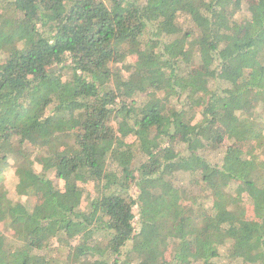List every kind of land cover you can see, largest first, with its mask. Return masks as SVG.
<instances>
[{"label":"trees","instance_id":"16d2710c","mask_svg":"<svg viewBox=\"0 0 264 264\" xmlns=\"http://www.w3.org/2000/svg\"><path fill=\"white\" fill-rule=\"evenodd\" d=\"M252 1L0 0V264H264Z\"/></svg>","mask_w":264,"mask_h":264},{"label":"rangeland","instance_id":"374dc122","mask_svg":"<svg viewBox=\"0 0 264 264\" xmlns=\"http://www.w3.org/2000/svg\"><path fill=\"white\" fill-rule=\"evenodd\" d=\"M243 1H244V5L253 2L252 0H243ZM185 19L186 18H184V16H181L179 19V23L183 25V23H185ZM263 134H264V130H263ZM226 146H227V143H224L219 149H217L212 154L208 155L207 159L211 163L219 164L223 155L226 153ZM263 148H264V145H263ZM231 151L237 154L251 153L253 151V145L252 143L251 144H246V143L233 144ZM177 176H178V181L182 184L188 183V181L191 179V177L187 173H184V172H179ZM0 186L6 190L7 196L13 201L25 202L28 205H32L35 202V198H34L35 196L23 195V194L18 193L17 176L15 174L14 166L10 165L9 167H7L6 169L2 171V174L0 176ZM1 232L2 231L0 228V233ZM2 234H4V232H2ZM55 250H56V247H54L53 245L51 251L55 252ZM221 253H222V250H221ZM167 256H168V252H167Z\"/></svg>","mask_w":264,"mask_h":264}]
</instances>
